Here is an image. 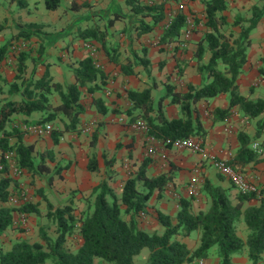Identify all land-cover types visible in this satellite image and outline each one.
Returning <instances> with one entry per match:
<instances>
[{"label":"crops","instance_id":"obj_1","mask_svg":"<svg viewBox=\"0 0 264 264\" xmlns=\"http://www.w3.org/2000/svg\"><path fill=\"white\" fill-rule=\"evenodd\" d=\"M18 1L15 9H5L8 21L0 20V45L9 39L0 58L2 77L7 80L13 77L17 53L25 51L29 54L28 59L24 61L25 75L32 73L33 77L37 78L46 69L52 80L65 84L73 80L72 67L76 65V61L87 54L90 55L84 43L93 42L96 52L91 56L92 62L98 64L97 67L104 74V78L80 86V101L84 106L80 121L75 128L63 130L55 142L52 141L51 131L36 136L21 128L24 123L37 122L41 117L40 112L34 111L29 115L14 112L10 115L4 126L11 131V134L7 135L8 143H15L19 136L20 141L31 143L35 152L51 149L53 158H47L46 163L52 170L57 168L61 176L58 172L54 173L51 184L46 185L44 174L31 175L25 169L14 172L13 168L17 166L12 159V153H3L9 174L18 180L14 188L10 186L9 192L13 190L12 193L16 192L19 196L17 203H12L8 198L0 199V205L12 207L11 225L0 232V245L4 250L9 249L17 239L40 241L39 226L47 219L46 202L51 203V208L60 206L69 200L70 191L75 190V194L70 197L72 202L81 208V197L103 178H110L109 184L114 188V192L119 193L124 181L135 175L141 165L148 176L164 174L168 177L160 190L154 188L151 191L144 211L134 214L139 226L145 230L162 231L163 228L155 218V211L173 217L178 209L179 197L187 196L186 186L192 180L196 187L191 198L192 211L204 208L207 204L201 192L205 178L214 184H221L222 187H230L231 201L237 202L236 188L215 167L213 159L222 157L229 163L238 148L237 133L244 131L248 135L254 134L257 117H249L234 106L231 114L224 120H212L210 114L215 107L225 108L228 105V94L218 92L213 96L200 98L193 104L199 114L204 133L202 136L196 133L188 136L201 141L200 151L165 145L155 136V150L146 152L145 137L151 133L147 128L135 127L134 121L138 119L134 116L136 111H127L132 104L128 89L139 90L148 87L154 101H157L166 94L167 87L185 91L187 83L199 86L206 81L197 70V63L206 61L210 50L205 48L200 59L195 55L198 41L203 39L209 29L204 22L202 0H185L182 13L189 14L192 22H184L179 35L170 42H163L161 36L169 25L171 16L178 11L174 0L162 4L163 18L145 32H138L135 28L137 15L124 0H75L82 3L78 8H70V0H67L60 13L49 15H44L43 0ZM152 1L141 0L147 3ZM224 1L225 8L222 13L227 22H232L238 14L248 15V7L257 0ZM36 16L39 19H35ZM109 18H112V22L104 24L103 21ZM143 18L147 22L151 21L149 15ZM117 20L120 23H117ZM29 23L33 25L28 26ZM186 27H190L188 33ZM2 32H9L8 38L3 39ZM249 36L246 60L241 65L235 83L239 93L255 98L264 94V15ZM19 41L24 43L21 50L11 48L12 43ZM201 44L205 47L206 41L202 40ZM106 49L114 59L109 58ZM0 94L4 95L1 92ZM51 99L54 103L58 102V93L54 92ZM162 110L168 120L183 114L179 103H172L170 96L163 99ZM52 123V128L55 125L61 128V121ZM263 137L264 127L262 132L252 139V143L257 144ZM91 157L93 170L88 167ZM2 164L0 150V165ZM1 169L0 175L3 174ZM241 173L264 190V159L246 162ZM137 184L142 187V180H138ZM258 201L256 196L245 199L241 202V208L257 204ZM23 202L33 204L37 212L18 210L16 207ZM191 232L178 238L184 239L190 248H194L199 242L200 230L196 229L198 240L192 241V244L189 238L185 239ZM246 232V224L240 220L237 223V234L245 239ZM217 257L216 248L212 247L210 254L203 259L208 264H214ZM230 258L233 264H250L246 251L236 253Z\"/></svg>","mask_w":264,"mask_h":264},{"label":"trees","instance_id":"obj_2","mask_svg":"<svg viewBox=\"0 0 264 264\" xmlns=\"http://www.w3.org/2000/svg\"><path fill=\"white\" fill-rule=\"evenodd\" d=\"M60 1L43 0V5L45 8L53 9ZM124 1L137 15L134 26L138 32L152 29L155 22L163 18V5L158 1L153 0L149 3L141 0ZM202 2L204 22L209 29L203 39L198 41L195 55L200 59L205 48L210 50L209 58L197 63V70L206 81L199 86L187 83L185 91L167 87L166 94L157 101H154L148 87L139 90L128 89L132 104L127 111L129 113L136 111L134 116L142 118L147 123L148 132L162 140L177 135L188 136L192 133L202 136L204 128L193 104L200 98H207L218 92L227 93L228 105L225 108L215 107L210 114L212 120H224L231 114L234 106L249 117H257L254 134L248 135L244 131L237 133L238 148L236 154L229 160V164L236 171L243 172L246 162L264 159L262 155L264 137L258 140L255 146L251 144L252 139L256 138L264 127V94L255 98L249 97L239 93L235 83L241 65L246 60L250 32L264 15V0L250 4L248 15L238 14L232 22H227L222 13L225 8L224 0H202ZM80 5L82 3L75 0L69 2L70 8H78ZM147 15L151 17L150 22L143 18ZM184 20L185 14L182 11L175 12L169 25L164 29L161 40L174 41L181 27L185 25ZM111 22L112 18H109L108 23ZM202 40L206 41L205 47L201 44ZM8 43L9 39L0 45V58ZM102 44L104 45L103 40ZM105 51L110 59H114L107 49ZM28 57V52H18L13 77L7 80L0 75V92L4 94L0 97V150L3 161L1 169L3 174L0 175L1 200H7L9 193L13 191L9 192V190L18 184V180L8 171L3 155L7 151L12 153L17 168L25 169L31 175L44 174L46 185L51 184L54 173L58 172L57 168L52 170L46 163L47 158H53L51 149L35 152L33 145L20 141L19 136L15 143H8L7 135L11 134V131L4 126L10 115L14 112L29 115L38 111L41 117L37 122L61 121V128L55 125L50 129L52 141L55 142L63 130L75 128L80 121V113L84 110L80 101V86L104 78V74L93 64L89 54L76 61V65L72 67L73 80L65 84L52 80L46 69L37 78H34L32 73L25 75L24 61ZM54 92L59 95V101L56 103L51 99ZM167 96H170L172 103H179L182 116L170 120L164 117L162 101ZM88 167L94 169L92 157ZM58 174L61 176V173ZM167 179L164 174L146 175L141 165L135 175L124 181L119 193L114 192V188L109 184L110 178H103L91 191L81 197L82 206L77 211H74L75 204L71 199L75 190L70 191L69 200L60 206L51 208V203L46 202V221L55 225L54 233L48 232L46 229L48 226L42 225L39 226L40 241L29 242L23 238L17 239L9 249L5 250L0 245V264H96L97 262L133 264L132 256L145 246L149 248V252L144 264H181L184 261L194 264L197 258L208 256L212 247L216 248L218 256L214 264H233L230 257L244 251L250 264H264L260 263L264 261V196H257L251 192L244 195L237 193V202L232 203L230 187L214 184L208 178L204 179L201 186V192L207 201L204 208L192 211L193 195L181 196L173 217L155 211V218L163 228L161 232L148 231L140 227L134 214L144 211L151 191L154 188L160 190ZM138 180H142V187H138ZM255 196L259 199L257 204H249L241 208L242 201ZM16 208L26 212H37L33 204L26 202ZM11 209V206L0 205V232L11 225ZM240 220L246 224L245 239L237 234V223ZM193 229L200 230L199 242L194 248H190L178 236H186ZM69 235L79 238V244L75 248L67 243Z\"/></svg>","mask_w":264,"mask_h":264},{"label":"built area","instance_id":"obj_3","mask_svg":"<svg viewBox=\"0 0 264 264\" xmlns=\"http://www.w3.org/2000/svg\"><path fill=\"white\" fill-rule=\"evenodd\" d=\"M152 1V0H149ZM159 3H166L168 0H156ZM175 1V8L177 10L182 11L185 8V0H174ZM176 10V11H177ZM173 15L169 19L168 22L172 19ZM186 23H191V17L189 14L185 15V20ZM190 31V27H186V33ZM23 42H15L11 44V48L19 51L21 50V47L23 46ZM86 47L89 49L90 55L93 57L95 52H96V46L93 44V42H85L84 43ZM96 67L98 64L93 63ZM135 127L141 128V129H146L147 128V123L142 119L138 118L134 121L133 124ZM22 129L27 130L28 133L36 136H40L45 134L46 132H49L50 129L52 128V122L51 121H46V123H41V122H35L31 124L24 123L21 126ZM154 135L150 134L145 137L146 144H145V151L146 152H152L155 150V142H154ZM161 143L165 145H172L174 147H187L190 148L193 151H200L201 150V141L197 138H193L191 136H181L177 135V137L173 138H164L163 140L161 139ZM253 146L256 145V142L252 143ZM213 163L215 167L224 175L236 188L237 193L244 195V193H254L257 196H264V190L255 182L249 180L244 173L242 174L239 171H236L226 160L222 159V157H215L213 159ZM3 165H0V168H2ZM14 172H19L20 168L14 167ZM196 191L195 183L194 181H190L187 186H186V194L187 195H193ZM8 199L12 203H17L19 201V196L17 193L13 194L12 192L8 196ZM23 221V217L21 216V222ZM203 258L199 257L196 260L195 264H203Z\"/></svg>","mask_w":264,"mask_h":264},{"label":"rangeland","instance_id":"obj_4","mask_svg":"<svg viewBox=\"0 0 264 264\" xmlns=\"http://www.w3.org/2000/svg\"><path fill=\"white\" fill-rule=\"evenodd\" d=\"M17 1V0H16ZM16 1H10V0H0V20L2 21H8V16L6 15V11L5 9H9V7L11 8V10L15 9L16 5ZM67 2V0H61L59 5L53 9H48V8H45L44 7V15L47 14H52V13H60L62 11V8L64 6V4ZM121 5V4H120ZM112 15V14H111ZM110 15V16H111ZM35 19H39L38 16H36ZM117 23H120L119 20L116 21ZM104 24H107L108 25V20L105 19L103 21ZM235 30H238V28H234ZM8 33L9 32H2L1 34H3V39H6L8 38ZM2 41V40H0ZM2 95L0 94V97ZM53 125V123H52ZM16 192H14L13 194H15ZM75 204V207H74V211H77L79 208H78V204L74 203ZM44 226H48L46 229L48 232L50 233H54V230H55V225L54 224H51L49 223V221H45ZM19 227V226H18ZM21 228V227H20ZM198 233L196 232V229L192 230L191 232V235L189 237H185L186 238H189L191 241H190V244H192V241L195 242L196 240H198ZM184 238V237H183ZM184 240V239H183ZM67 243L69 246H71L72 248H75L78 244H79V238H76L75 236H71L69 235L68 238H67ZM148 252H149V248L148 247H143L142 250H140L137 254H135L134 256H132V261H133V264H144V260H145V257L148 255ZM197 260V259H196ZM204 262V260H203ZM190 264H193L192 262H189ZM196 263V262H195ZM194 263V264H195ZM260 263H264V262H260ZM96 264H103L101 262H97ZM181 264H186V262H181ZM203 264H208L206 262H204Z\"/></svg>","mask_w":264,"mask_h":264}]
</instances>
